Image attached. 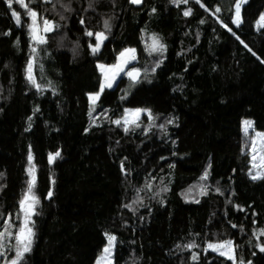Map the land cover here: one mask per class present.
<instances>
[{
	"label": "trees",
	"instance_id": "trees-1",
	"mask_svg": "<svg viewBox=\"0 0 264 264\" xmlns=\"http://www.w3.org/2000/svg\"><path fill=\"white\" fill-rule=\"evenodd\" d=\"M237 1L0 0L4 263L16 259L34 166L39 203L20 264H95L108 233L114 264H232L208 247L229 239L238 262L264 264V178L251 177L253 132L241 125L264 131V0H247L236 26ZM29 10L53 25L45 44L32 40ZM127 48L142 79L130 88L122 75L92 103L98 64ZM126 108L151 116L117 124Z\"/></svg>",
	"mask_w": 264,
	"mask_h": 264
},
{
	"label": "snow or ice",
	"instance_id": "snow-or-ice-1",
	"mask_svg": "<svg viewBox=\"0 0 264 264\" xmlns=\"http://www.w3.org/2000/svg\"><path fill=\"white\" fill-rule=\"evenodd\" d=\"M19 3H21L24 7H27L26 4H24V0H18ZM142 0H131V3L133 4H138L141 3ZM176 2V0H174ZM183 3H187V0H181ZM8 7H12V0H8ZM220 9L217 8L216 12H219ZM13 16L16 17L17 23L20 22L19 14L16 12L12 13ZM191 14V9L188 11H185L184 15H190ZM28 15L31 16L32 19V25H31V37L32 40L37 43V44H45L46 39L45 37L41 34V32H51L53 30V25L50 21L44 20L43 21V28L39 26L37 23V16L38 14L35 11L29 10ZM236 17L237 19L234 21L237 25L240 23V4L236 5ZM83 23V21H81ZM259 25L264 26V15L260 17L259 20ZM107 22H105V27H107ZM225 27H227L225 25ZM231 31V29H229ZM87 35L92 36V32H88ZM96 39L99 41L97 45L92 49V51L95 53L99 51L100 44L103 42L104 39H106V36L104 33H96ZM152 50L153 51H163L164 50V45L159 42V39L154 37L153 38V45H152ZM35 48H33V52L35 53ZM129 59H135V49H126L124 52L120 53V63L112 65L109 68H105L104 65H100V69L102 72H104V84L101 85L100 91L103 92L105 87L111 88L113 82L115 81L116 75L123 71L124 66L129 62ZM33 66H34V60L30 61L28 66H27V78L28 80L37 88L40 87L39 84H37V81L35 79V76L33 75ZM133 80H136L137 76L139 75L138 71L134 70L129 73H127ZM93 103H95L96 100L99 99V93L93 95L90 97ZM142 111H147V110H136L133 113H130V115L138 118L141 114ZM148 115L151 116V113L148 112ZM130 121H125V123H129ZM135 122V121H131ZM117 124H120V121H116ZM245 133L248 132V129L252 127V122L251 121H245ZM138 126V125H137ZM125 131H128L127 128H125ZM256 136L259 138L260 141V150L264 152V133H256ZM253 150L256 151V142L253 141ZM60 153L57 152L55 153L54 156L50 155L49 160L54 161L56 157H59ZM29 161L31 162L33 157L29 155L28 157ZM253 159L255 160L256 157L255 155L253 156ZM261 165H264V155H261ZM256 167V165H254ZM29 175L31 176V180L29 182V186L27 189V194L24 196V198L20 202L21 210L24 213V222L23 226L19 228V231L15 237L16 239V244L13 245L12 247L14 248L16 252V259L11 261V264H20V261L23 259L24 254L29 252L31 250V245H32V238L34 236V233L32 231V227H30L31 224V216L35 214L34 209L35 205L39 203L38 199L34 196L33 194V188L35 187L36 183V175H35V169L34 166L29 167ZM208 176V173L205 172L204 176L202 179H206ZM264 178V175L261 173H257L255 175H252V179H261ZM150 187V186H149ZM218 191V189H217ZM48 196H51V192L48 193ZM127 207H130L128 205ZM10 224V222H9ZM261 234H264L262 232ZM12 233L8 231V228H5L3 232H0V249H3L5 247L4 245V240L6 237H11ZM116 241L115 236H108V246L103 250L104 251V256L101 257V261H108V264H111V254H112V249L114 247ZM208 247L212 249L213 251H218L221 256H227L228 259H234V256L231 255L230 253L232 252V242L228 241L225 244H220V245H212L209 244ZM261 251H264V247H261ZM3 251H0V255H3ZM100 264V262H98Z\"/></svg>",
	"mask_w": 264,
	"mask_h": 264
},
{
	"label": "rangeland",
	"instance_id": "rangeland-1",
	"mask_svg": "<svg viewBox=\"0 0 264 264\" xmlns=\"http://www.w3.org/2000/svg\"><path fill=\"white\" fill-rule=\"evenodd\" d=\"M247 2V0H238L237 1V3L235 4V11H234V16H233V23H234V21L237 19V17H236V5L237 4H240V17H239V19H240V22H241V9H242V6L245 4ZM17 13V12H16ZM263 15H264V12H263ZM30 18H31V16H30ZM31 21H32V19H31ZM240 24V23H239ZM238 24V25H239ZM234 25H236V26H238L236 23H234ZM260 26V25H259ZM261 27V26H260ZM30 33H31V26H30ZM42 33V32H41ZM127 49H130V48H127ZM126 50V49H125ZM124 50V51H125ZM123 51V52H124ZM135 59H136V52H135ZM135 59H129V62L124 66V68H123V71H121V72H119L117 75H116V78H115V81L113 82V84H112V86L116 83V81L122 76V75H125L127 78H128V80H129V83H130V88H132V87H134L137 83H138V81L137 80H141L142 78H141V74H140V76L139 77H137L136 78V80H133L129 75H127V73H129V72H131V71H134V70H132V69H130L129 68V66L131 65V63L132 62H134L135 61ZM118 63H120V55H119V57H118V59H117V61H116V63L115 64H118ZM115 64H113V65H115ZM100 65H104L105 66V68H109V67H111L112 65H107V64H104V63H99L98 64V68H99V71H100V73H101V85L102 84H104V72H102L101 71V69H100ZM140 72V71H139ZM130 80L132 81V82H130ZM105 88H108V87H105ZM104 88V89H105ZM101 89V88H100ZM130 90V89H129ZM128 92L129 91H127V93L125 94V95H127L128 94ZM97 93H99V95H100V93H101V91H99V92H97ZM97 93H91L90 95H89V97H91V96H93V95H95V94H97ZM91 100V99H90ZM91 102H92V100H91ZM93 103V102H92ZM147 110V109H142V108H126L125 109V111H124V115L123 116H121V117H117L116 119H115V121H122L123 123H125V121L127 120V121H130L129 123H132L131 121H137L143 114H145L146 112H148V110L147 111H142L141 112V114H140V116L138 117V118H136V117H134V116H132V115H130V113H133V112H135L136 110ZM245 121H251L252 122V120L251 119H247V118H243L242 119V121H241V125H242V127H243V129L245 130V124H244V122ZM129 123H125V124H129ZM248 131H252L253 132V135H252V138H253V141H255L256 142V151H254L253 150V144H252V147L250 148V165H251V177H252V175H255V174H257L258 172L259 173H261L262 175H263V173H264V165H261V155H263V152L260 150V141H259V138L256 136V133H264V131H259V130H256V129H254V125H253V122H252V127L251 128H249L248 129ZM255 155V157H256V159L254 160L253 159V156ZM254 165H256V167H254ZM108 236H113L112 234H110V233H108L107 235H106V244L103 246V248H102V251H101V253L99 254V256L97 257V259H96V261H95V264H98V262H100V264H108V261H101V257L102 256H104V249L108 246ZM228 241H231L232 242V252L230 253L231 255H233L234 256V259H228L227 258V256H224V257H226L228 260H230L231 262H232V264H252V262L251 261H248V262H238L237 261V259H236V254H235V248H234V242H233V240H231V239H229V240H225V241H221V242H215V243H212V245H220V244H225L226 242H228ZM114 247H115V244H114ZM114 247H113V249H112V254H111V264H114V259H113V254H114ZM210 249V248H209ZM210 250H212V249H210ZM213 251V250H212ZM215 252H217L218 254H219V252L218 251H215ZM2 256L0 255V264H11V260L9 259V260H7L6 261V263H4V259L3 258H1Z\"/></svg>",
	"mask_w": 264,
	"mask_h": 264
},
{
	"label": "water",
	"instance_id": "water-1",
	"mask_svg": "<svg viewBox=\"0 0 264 264\" xmlns=\"http://www.w3.org/2000/svg\"><path fill=\"white\" fill-rule=\"evenodd\" d=\"M139 76H140V74L137 77H139Z\"/></svg>",
	"mask_w": 264,
	"mask_h": 264
}]
</instances>
